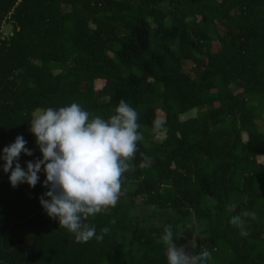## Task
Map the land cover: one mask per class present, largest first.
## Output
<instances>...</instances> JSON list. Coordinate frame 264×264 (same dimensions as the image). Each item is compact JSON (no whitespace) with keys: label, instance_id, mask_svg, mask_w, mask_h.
<instances>
[{"label":"trees","instance_id":"16d2710c","mask_svg":"<svg viewBox=\"0 0 264 264\" xmlns=\"http://www.w3.org/2000/svg\"><path fill=\"white\" fill-rule=\"evenodd\" d=\"M121 99L143 138L121 199L89 218L103 240L47 215L43 171L12 187L0 167V258L23 264L24 243L26 264H167L171 224L186 251L215 249L213 264H264V0H0V152L22 135L26 168L42 158L36 109L75 101L107 118Z\"/></svg>","mask_w":264,"mask_h":264},{"label":"clouds","instance_id":"9594fccd","mask_svg":"<svg viewBox=\"0 0 264 264\" xmlns=\"http://www.w3.org/2000/svg\"><path fill=\"white\" fill-rule=\"evenodd\" d=\"M137 121V110L123 99L107 118L90 113L75 101L38 108L29 124L42 158L29 160L26 168L22 167L21 153L32 156L33 151L26 147L24 137L17 135L0 152V161L4 162L0 167L10 173L12 187L22 183L35 187L43 171V185L48 190L39 202L47 215L78 242L103 240L109 229L101 228L98 234L89 218L115 207L123 195V174L132 168L130 161L143 138ZM154 128L162 129L159 120L154 121ZM243 217L255 219L256 214L245 210L232 218L240 234L246 236ZM179 237L171 224L163 227L159 240L166 246L167 264H213L215 249L188 252L186 246L177 244Z\"/></svg>","mask_w":264,"mask_h":264},{"label":"rangeland","instance_id":"374dc122","mask_svg":"<svg viewBox=\"0 0 264 264\" xmlns=\"http://www.w3.org/2000/svg\"><path fill=\"white\" fill-rule=\"evenodd\" d=\"M2 30H3V35H4V37H6L7 35L9 36V35L13 32V24H12V22L7 21V23L3 25ZM103 85H104V81H98V82H97V87H98V88L102 87ZM153 133H154L153 131L150 132L151 135H152ZM145 209H146V208H145ZM146 211H147V209H146ZM165 213H171V212H170V211H165ZM141 214H142V211H141ZM158 222H159L160 225L163 223L162 220H160V221H158ZM197 226H198V224L192 221V222H191V225H190V228H191L192 230H196V227H197ZM184 239H185V242H186L188 245H191V246H192V243H195V238L189 237V236H187V235L184 236Z\"/></svg>","mask_w":264,"mask_h":264},{"label":"water","instance_id":"95a60500","mask_svg":"<svg viewBox=\"0 0 264 264\" xmlns=\"http://www.w3.org/2000/svg\"><path fill=\"white\" fill-rule=\"evenodd\" d=\"M7 233H8V231L6 232V234H7ZM5 236H6V235H5ZM5 236H4L3 239H2V246H3V249H4L5 251H10L12 248H7V247H5V245H4ZM18 245L23 246V247L26 249V251H27V253H26V258H25V261H24V263H23V264H26V262H27V260H28V257H29V254H28V247H27V245L24 244V243H19ZM0 262H2V263H6V264H12V263L6 261V260L3 259V258H0Z\"/></svg>","mask_w":264,"mask_h":264}]
</instances>
